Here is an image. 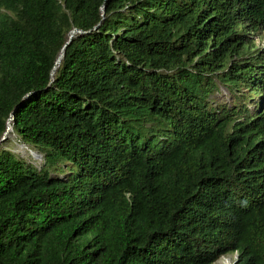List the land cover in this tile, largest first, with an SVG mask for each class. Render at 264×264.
<instances>
[{
    "label": "trees",
    "instance_id": "16d2710c",
    "mask_svg": "<svg viewBox=\"0 0 264 264\" xmlns=\"http://www.w3.org/2000/svg\"><path fill=\"white\" fill-rule=\"evenodd\" d=\"M263 42L264 0H0V140L45 159L0 149V264H264Z\"/></svg>",
    "mask_w": 264,
    "mask_h": 264
},
{
    "label": "rangeland",
    "instance_id": "374dc122",
    "mask_svg": "<svg viewBox=\"0 0 264 264\" xmlns=\"http://www.w3.org/2000/svg\"><path fill=\"white\" fill-rule=\"evenodd\" d=\"M70 38V35H69ZM258 45L260 44L257 42ZM264 47V42L262 43ZM210 107L212 109H219L220 107L232 108L235 106L246 105L251 111H255V108L260 104L261 100L258 96L247 95L246 90L242 92L232 91L226 86L220 85L219 91L210 98ZM0 149L9 150L17 157L23 158L28 162L34 164L37 168L41 169L44 166L45 159L43 156H37V151L31 152L29 146H26L22 139L15 133L13 129V121H8L6 140L0 144ZM67 171L60 173H53L52 177L61 178L66 180L70 176L71 171L64 166ZM237 260L236 254H229L221 257L215 264H235Z\"/></svg>",
    "mask_w": 264,
    "mask_h": 264
},
{
    "label": "water",
    "instance_id": "95a60500",
    "mask_svg": "<svg viewBox=\"0 0 264 264\" xmlns=\"http://www.w3.org/2000/svg\"><path fill=\"white\" fill-rule=\"evenodd\" d=\"M102 16H103V18L105 17L104 9H102ZM98 26H99V25H98ZM98 26H97L95 29H97ZM74 32L81 33L79 30L74 29L73 31L70 32V34H71V33H74ZM70 34H69V35H70ZM74 37H75V36L70 37V38L68 39L67 43L65 44V46L63 47V49H62V51H61V53L63 54V57H64V55H65V49H66V47L71 43V41H72V39H73ZM56 62H57V61H56ZM55 65H56V63H55ZM54 69H55V66H54V68H53V70H52V74H51V76H52V81H53V74H54L53 72H54ZM9 120L14 121V117L12 116V118H10ZM6 135H7V131L5 132L3 138L0 140V144L3 143V142L6 140ZM26 146H27V145H26ZM31 152L33 153L32 150H31ZM35 155H37V156H41V155H39V154H37V153H35Z\"/></svg>",
    "mask_w": 264,
    "mask_h": 264
},
{
    "label": "bare ground",
    "instance_id": "6f19581e",
    "mask_svg": "<svg viewBox=\"0 0 264 264\" xmlns=\"http://www.w3.org/2000/svg\"><path fill=\"white\" fill-rule=\"evenodd\" d=\"M76 34H77V32L71 33L70 34V37L75 36ZM62 60H63V54H61L59 56L58 60H57V63H56V66H55V69H54V72H53L54 74L53 75H55L57 69L60 67Z\"/></svg>",
    "mask_w": 264,
    "mask_h": 264
}]
</instances>
